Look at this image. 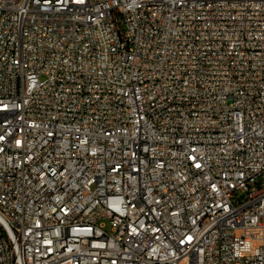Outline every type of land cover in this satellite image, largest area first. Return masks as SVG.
<instances>
[{"label":"built area","instance_id":"obj_1","mask_svg":"<svg viewBox=\"0 0 264 264\" xmlns=\"http://www.w3.org/2000/svg\"><path fill=\"white\" fill-rule=\"evenodd\" d=\"M0 264H264V0H0Z\"/></svg>","mask_w":264,"mask_h":264}]
</instances>
